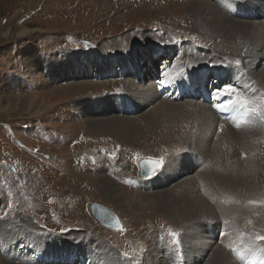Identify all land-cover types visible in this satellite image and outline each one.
I'll return each mask as SVG.
<instances>
[{
  "label": "rangeland",
  "instance_id": "obj_1",
  "mask_svg": "<svg viewBox=\"0 0 264 264\" xmlns=\"http://www.w3.org/2000/svg\"><path fill=\"white\" fill-rule=\"evenodd\" d=\"M76 1L0 0V264H229L227 243L238 248L237 263L256 264L264 184L253 178L251 158L264 160L248 146L260 120L264 152V69L251 61L264 50L243 58L223 38L200 34L193 0H127L111 17L112 4L86 10ZM235 2L221 8L237 10ZM78 142L88 152L74 151ZM157 143L170 156L146 180L139 163L159 157L144 151ZM186 178L198 180L205 223L189 221L167 197ZM234 178L255 207L244 223L226 218L219 202ZM129 190L140 200L163 196L158 226L126 201ZM92 204L113 211L122 231L101 227ZM170 206L180 217H170ZM28 233L35 246L22 256Z\"/></svg>",
  "mask_w": 264,
  "mask_h": 264
},
{
  "label": "bare ground",
  "instance_id": "obj_2",
  "mask_svg": "<svg viewBox=\"0 0 264 264\" xmlns=\"http://www.w3.org/2000/svg\"><path fill=\"white\" fill-rule=\"evenodd\" d=\"M126 1L127 0H78V2L77 1L76 2L78 4H81V6H83V7H87L86 10H88V8H92V7L96 8L98 5H105V4L109 5V4H112V5H114L113 6L114 8L111 9V11H109V15L111 17V15H113L112 14L113 11H117V12L122 11L123 12L122 6L125 3H127ZM176 1L177 0H163L164 3H166L167 5H170V6L173 3L175 5ZM235 1L236 0H206V1H204V0H193V1H191V4H192L193 8L191 10H189V12L193 13V15H194L193 18L195 19L194 25H195V27L200 29L199 30L200 34L203 33V36L210 37V38H212V40L215 37L223 38L224 41H227L231 45V48L233 46H236V48H235L236 49V51H235L236 54H240L241 52H245V56L243 57V58H245V57H248V56H252L251 49L253 47L262 48L264 50V0H237V4L238 5L237 4L236 5L239 7L237 10L236 9L233 10L231 8L224 10L223 8H221L222 4H225L226 2H235ZM63 11L68 12L65 9ZM89 12L91 13V11H89ZM72 13H73V10H72ZM136 14H137V12H136ZM235 15L243 16L244 19L243 20H237V19L233 18V17H235ZM18 17H19V15H18ZM122 18H123V16H122ZM256 20H258V21H256ZM17 27H19V26H17ZM23 33H26V31L25 30L20 31L17 34V36L24 35ZM236 35L240 36L239 37L240 40H243V43L241 45H235L236 42L235 43L232 42V40L235 41V39L238 38V36H236ZM239 44H240V42H239ZM256 57L258 59H255V60L251 61V64L253 65V69L258 68L259 66H261L264 69V52H262L261 54H256ZM242 66L244 67L243 64H242ZM184 73H185V71H184ZM186 74H187V72H186ZM249 75L253 76L251 70H249ZM258 77H259V75H258ZM165 81L166 80L164 79V82ZM229 97H230V95H229ZM30 99L32 100L33 98H30ZM247 100H248V98H247ZM252 104H254V103H252ZM238 105H240V103ZM245 105H243V106L245 107ZM250 105H251V103H250ZM253 112H255V111H253ZM260 112H255L256 113V118H255L256 120H259L257 118L260 117V116H258L260 114ZM248 116H251V115H248ZM248 116H246V117H248ZM242 120H243V117H242ZM257 123L260 124V120ZM257 123L255 124L256 125V127H255L256 129L253 128L254 131H256L255 133H256L257 140H255L248 147H249V150L251 152L252 151H258V153L261 154V158L263 157L262 159L264 160V152H262L263 149H262L261 142H260L261 139L259 137L261 131H260V128H259L260 126L258 127ZM251 127H254V126L252 125ZM243 138H246V137L243 136ZM263 145H264V143H263ZM236 148L238 149V154H239L238 156L239 157H240V154L245 155L244 153H246V150H248L246 148L243 149V146H238ZM227 149L231 150L230 148H227ZM86 150H87L86 147L82 146V144H80L79 142L77 143L76 148H74V151H78L80 153H82V151H84V153L88 152ZM144 151L145 152H151V153L159 155V157L155 158V159L154 158H147V160L149 159V161L150 160L151 161L152 160H159L161 157H163L164 160L166 161L167 158L170 156V151L168 149H166V144H163V143H157L151 149H145ZM231 156L232 155H229V158ZM238 156H234V157L232 156L231 157L232 162H230V163L231 164L232 163L235 164V167L233 168L234 170L239 169L240 164H241V160L238 158ZM85 157L88 158L89 156H85ZM258 158H259V156L256 157V156H253V155H252V158H251L253 160V163H255L254 165H256L254 167V171L255 172L253 174V176H254L253 178L256 181H259L260 183L264 184V164L260 165ZM240 174H241V172H239V174L237 176H239ZM70 175H74V174H70ZM150 175H152V173ZM150 175L149 176H145L146 180L150 177ZM74 176H71V177H74ZM233 176H235V175H233ZM79 178L81 179L80 182H81L83 187H85L87 184L91 185V181L88 178L80 177V176H79ZM142 178H144V177H142ZM74 179L78 180L77 177H74ZM216 182H217V180H216ZM198 185L199 184H198V180L197 179L195 180L194 178L193 179L192 178H186L185 181L184 182H180V185H178L173 190L172 194L167 195V197L168 196H171V197L174 196L173 204L179 205L180 209L187 210V212H188V215H187L188 217L187 218H189V221L193 222L194 220L195 221L200 220V221H202V223H205L206 221H208L210 216L207 213L206 204L202 203L201 196L198 195L200 192H202L200 189H198ZM177 191H179V193H181V191H182L183 194L181 196H179L180 194L177 195ZM220 193L223 194V195L220 196V201L219 202H220V205L222 206V209L224 210V214H225L224 216L226 218L228 216V217H231V219H233L235 222H238V221L241 222L242 221V223H244L243 221L246 222V220H248V218H250L253 215V210L255 209V207L253 205H252L253 206L252 207L251 204H248L246 202L245 197H243V188L240 185L237 184L236 178H234L231 186L228 189L226 187V190H220L218 196L220 195ZM161 198H163V196L160 195V193H158V194H154V195L153 194H149L148 196L146 195L145 198L140 200V199L134 197L132 191H130V190H129V192L126 195V201L127 202H131L132 203L131 206H133L134 209H136L137 211L140 212L139 216L142 219H144V220L146 219L147 221H149L150 218H151V221H153V223H154V227L159 225L158 220H156V218H158V217H156L155 214H156V211L159 210L158 209L159 205H157V203H158V201ZM250 200L252 201V199H250ZM189 209H190V212H189ZM165 211L170 215V217L171 216L180 217L178 215V210H176V208L174 206L173 207L170 206L167 209L165 208ZM189 213H190V215H189ZM222 219L223 218L220 219L219 217H217L216 221L219 222ZM79 220L80 221L84 220L83 214H79ZM184 224H186V221L184 222ZM259 226L262 227V228H260L261 230L264 229V224H260ZM88 227H92V226H87V229H89L90 231L93 230V227L92 228H88ZM256 228H257L256 226L252 225V227H250L249 229L257 230L258 228L257 229ZM172 230H173V228H172ZM159 233H163L164 234V230L160 231ZM33 235L28 233V234L23 236L24 240L21 242L22 245H21L20 249H18L19 253L22 256L28 254V252L32 248H34L35 239H34ZM157 236H159V234H157ZM128 237L129 238L127 240L129 242L133 243L134 241L130 237V235ZM223 249H224L223 251H225V254L228 255L227 256V260H228L229 264H239V263H237V261H238L237 257L238 258L240 257V253L238 252L239 250H238V248L236 247V245L234 243L225 244ZM248 249H249V247H248ZM218 250L221 251V249H218ZM258 252L260 253V251H258ZM262 255L263 254H261L260 256H257L256 264H264V257H263L264 255L263 256ZM20 258H22V257H20ZM26 258H29V257H26ZM26 258L24 257L25 261L28 260ZM24 259H23V261H24ZM251 259H253V258H251ZM250 260L248 259L247 262L250 261ZM253 262L252 263L249 262L247 264H253ZM244 264H246V262Z\"/></svg>",
  "mask_w": 264,
  "mask_h": 264
},
{
  "label": "water",
  "instance_id": "obj_3",
  "mask_svg": "<svg viewBox=\"0 0 264 264\" xmlns=\"http://www.w3.org/2000/svg\"><path fill=\"white\" fill-rule=\"evenodd\" d=\"M150 161L147 159H143L142 161H140L139 175L141 177L149 176L152 173L150 170L151 168ZM89 212H90V215L95 219V221L101 227L111 229V230H117V221H118L119 227L122 228V225L120 223L118 216L113 211L103 206L92 204L89 206Z\"/></svg>",
  "mask_w": 264,
  "mask_h": 264
},
{
  "label": "snow or ice",
  "instance_id": "obj_4",
  "mask_svg": "<svg viewBox=\"0 0 264 264\" xmlns=\"http://www.w3.org/2000/svg\"><path fill=\"white\" fill-rule=\"evenodd\" d=\"M161 83H163V81ZM241 104L243 106V102H241ZM221 110H223V109H221ZM237 127H239V125H237ZM150 163H151L150 170H151L153 175H155L157 172H159L165 166V160L163 157H161L159 160H152V161H150ZM172 163H176V161H172ZM117 230L122 231V228L119 227L118 221H117ZM169 235L174 236L175 234L169 233ZM257 239L264 240V237H257Z\"/></svg>",
  "mask_w": 264,
  "mask_h": 264
}]
</instances>
